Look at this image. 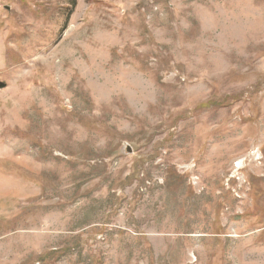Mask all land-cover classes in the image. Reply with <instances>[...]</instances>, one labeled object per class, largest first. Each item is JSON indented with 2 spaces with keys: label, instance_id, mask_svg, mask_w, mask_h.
Listing matches in <instances>:
<instances>
[{
  "label": "rangeland",
  "instance_id": "374dc122",
  "mask_svg": "<svg viewBox=\"0 0 264 264\" xmlns=\"http://www.w3.org/2000/svg\"><path fill=\"white\" fill-rule=\"evenodd\" d=\"M0 264H264V0H0Z\"/></svg>",
  "mask_w": 264,
  "mask_h": 264
}]
</instances>
